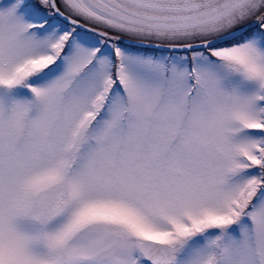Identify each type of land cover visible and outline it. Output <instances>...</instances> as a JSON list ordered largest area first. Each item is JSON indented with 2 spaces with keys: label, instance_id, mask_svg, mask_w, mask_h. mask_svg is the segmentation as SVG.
Instances as JSON below:
<instances>
[{
  "label": "rangeland",
  "instance_id": "374dc122",
  "mask_svg": "<svg viewBox=\"0 0 264 264\" xmlns=\"http://www.w3.org/2000/svg\"><path fill=\"white\" fill-rule=\"evenodd\" d=\"M58 1L111 37L175 45L264 13V0ZM47 6L0 0V264H148L146 237L174 264H264V22L163 52L45 27Z\"/></svg>",
  "mask_w": 264,
  "mask_h": 264
},
{
  "label": "water",
  "instance_id": "95a60500",
  "mask_svg": "<svg viewBox=\"0 0 264 264\" xmlns=\"http://www.w3.org/2000/svg\"><path fill=\"white\" fill-rule=\"evenodd\" d=\"M51 1V5L54 7L55 12L57 13L58 16L62 17L63 19L71 22L72 24H74L75 26L82 28L84 30L87 31H92V32H97L95 29L83 25L78 21L73 20L72 18L68 17L66 14H64L62 11H60L57 6H56V2L55 0H50ZM248 26H244L241 27L237 30H234L226 35H223L219 38L210 40V41H206V42H202V43H197V44H193V45H162V44H156V43H147V42H143V41H134V40H126V43L128 44H132V45H138L141 47H155L158 48L160 50H166V51H185V50H191V49H198V48H203V47H209V46H214L217 45L221 42L226 41L229 38H234L237 35H241L243 34ZM159 246H161L160 244L154 242V241H145L141 244V249L143 250V252L146 254L147 258L151 261H153L154 263H158V264H169V262L167 260L163 261L161 263V255L163 253V249H159ZM158 257H155L157 254Z\"/></svg>",
  "mask_w": 264,
  "mask_h": 264
},
{
  "label": "flooded vegetation",
  "instance_id": "af4514ba",
  "mask_svg": "<svg viewBox=\"0 0 264 264\" xmlns=\"http://www.w3.org/2000/svg\"><path fill=\"white\" fill-rule=\"evenodd\" d=\"M112 14H114V15H116V16H118L119 15V17H121V18H124V19H126V16L124 15L125 13H121V11H116V12H112ZM121 14V15H120ZM170 257V256H169Z\"/></svg>",
  "mask_w": 264,
  "mask_h": 264
}]
</instances>
